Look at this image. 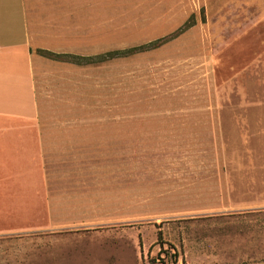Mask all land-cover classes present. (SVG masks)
Wrapping results in <instances>:
<instances>
[{
    "label": "rangeland",
    "instance_id": "obj_1",
    "mask_svg": "<svg viewBox=\"0 0 264 264\" xmlns=\"http://www.w3.org/2000/svg\"><path fill=\"white\" fill-rule=\"evenodd\" d=\"M256 1L67 0L70 54L146 48L53 64L51 220L0 246L26 248L20 264L264 263Z\"/></svg>",
    "mask_w": 264,
    "mask_h": 264
},
{
    "label": "crops",
    "instance_id": "obj_2",
    "mask_svg": "<svg viewBox=\"0 0 264 264\" xmlns=\"http://www.w3.org/2000/svg\"><path fill=\"white\" fill-rule=\"evenodd\" d=\"M66 3L0 0V239L29 236L42 228L40 222L47 216L51 220L54 201L37 197V190L46 184L48 155L62 148L54 146L52 136L40 134L39 119H49L53 106H61L54 101L56 94L51 95L53 64L83 66L53 61L38 51L84 58L68 52ZM241 7L253 12L259 27L261 54L256 62L264 68V0ZM74 148L67 145L63 150ZM27 252L23 247L0 246V254L12 255L0 257V264H18Z\"/></svg>",
    "mask_w": 264,
    "mask_h": 264
},
{
    "label": "trees",
    "instance_id": "obj_3",
    "mask_svg": "<svg viewBox=\"0 0 264 264\" xmlns=\"http://www.w3.org/2000/svg\"><path fill=\"white\" fill-rule=\"evenodd\" d=\"M190 25L186 24L181 30L180 33L187 30L189 28ZM142 48H146L144 47H137V48H131L128 49L126 51H112V52H108L102 55H99L97 57H84V58H75L74 56H60V55H55L46 51H38V54L48 58L50 60L53 61H62V62H67L70 64H75V65H79V66H87V65H92V64H99V63H105L107 61H111L114 60L115 58H119L125 55H129L132 54ZM161 237V232L158 231L157 233V238L158 240ZM258 264H264V263H258Z\"/></svg>",
    "mask_w": 264,
    "mask_h": 264
}]
</instances>
